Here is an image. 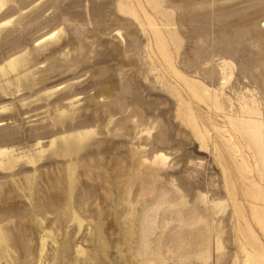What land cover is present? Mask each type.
<instances>
[{
	"label": "rangeland",
	"instance_id": "1",
	"mask_svg": "<svg viewBox=\"0 0 264 264\" xmlns=\"http://www.w3.org/2000/svg\"><path fill=\"white\" fill-rule=\"evenodd\" d=\"M263 21L0 0V264H264Z\"/></svg>",
	"mask_w": 264,
	"mask_h": 264
},
{
	"label": "bare ground",
	"instance_id": "2",
	"mask_svg": "<svg viewBox=\"0 0 264 264\" xmlns=\"http://www.w3.org/2000/svg\"><path fill=\"white\" fill-rule=\"evenodd\" d=\"M263 25H264V21H263ZM4 156H7V152H5V150H0V157H4Z\"/></svg>",
	"mask_w": 264,
	"mask_h": 264
}]
</instances>
